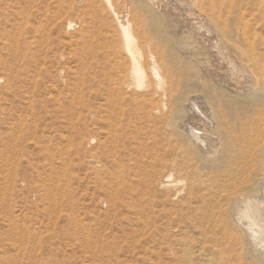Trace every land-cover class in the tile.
Wrapping results in <instances>:
<instances>
[{"label": "bare ground", "instance_id": "6f19581e", "mask_svg": "<svg viewBox=\"0 0 264 264\" xmlns=\"http://www.w3.org/2000/svg\"><path fill=\"white\" fill-rule=\"evenodd\" d=\"M75 1L57 0L50 23ZM178 2L83 0L69 54L97 78L103 164L111 148L137 154L114 171L117 196L145 214L154 263L264 264V0ZM20 39V67L51 78Z\"/></svg>", "mask_w": 264, "mask_h": 264}, {"label": "rangeland", "instance_id": "374dc122", "mask_svg": "<svg viewBox=\"0 0 264 264\" xmlns=\"http://www.w3.org/2000/svg\"><path fill=\"white\" fill-rule=\"evenodd\" d=\"M74 3L51 24L57 0H0V62L13 67L0 64V264H153L145 214L135 221L117 196L116 172L137 154L111 148L104 166L97 78L69 54L86 24L83 0ZM17 38L26 63L51 78L20 67Z\"/></svg>", "mask_w": 264, "mask_h": 264}]
</instances>
